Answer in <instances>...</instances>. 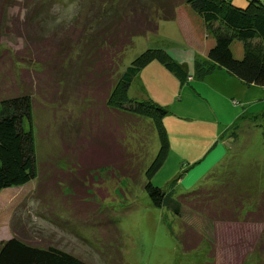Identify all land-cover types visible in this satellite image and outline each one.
Masks as SVG:
<instances>
[{"label":"rangeland","instance_id":"374dc122","mask_svg":"<svg viewBox=\"0 0 264 264\" xmlns=\"http://www.w3.org/2000/svg\"><path fill=\"white\" fill-rule=\"evenodd\" d=\"M22 1L0 0V97L22 89L32 96L31 121L39 177L1 192L0 219H4V224L0 222V241L12 236L9 226L11 232L6 236V223L22 214L35 231L36 242L54 244L91 264H264V226L245 216L264 201V93L257 91L262 88L254 86L259 89L241 94L244 98L235 97L248 109L236 128L242 129L241 134L238 143L231 146V153L227 152L225 159L210 170L211 178L195 184L190 176L183 177L189 167L190 152L168 153L161 168L150 178L166 191L174 189L175 198L205 184L216 188L225 182L216 189L225 188L226 197L211 201L212 209L217 212L223 206L222 214L211 215L201 209V213L190 218H180L165 208L154 207L143 188L148 180L146 169L159 148L158 135L149 118L141 117L136 123H129L121 136L112 111H101L96 96L103 92L102 87H91L94 91L87 98L83 95V85H87H81L79 74L75 73L74 83L59 84L55 89L52 82L47 94L48 89L45 90L46 85L38 76L43 69L53 72L54 68L46 67L39 57L18 59L22 55L17 52L27 44L14 29L27 16ZM43 1L39 10L46 20L55 23L67 24L82 7L68 0ZM183 31L174 19L161 20L156 32L134 36L131 44L113 53L118 72L148 47L182 48L179 36H184ZM232 50L236 57L242 56V41L235 39ZM79 53L75 49L69 59L81 62ZM147 66L131 83L128 96L137 98L147 94L168 107L174 94L171 90L158 92L152 80L153 70ZM164 72L174 78L166 69ZM115 78L116 75L104 85L114 83ZM156 80L166 84L162 72L157 73ZM245 89L244 85L239 92L244 93ZM118 136L125 155L117 158L106 154L97 159L99 150L106 153L110 141H116L113 137ZM231 139L227 138L225 143L229 145ZM45 171L51 176L44 177ZM177 177L181 179L171 188L170 182ZM228 213L239 216L240 220L236 218L227 227L224 221L231 217L226 216ZM213 216L217 221L211 232L205 226ZM108 219L111 222L100 223ZM115 224L117 228L108 233ZM192 229L202 241L188 250L183 239L190 237ZM253 234L257 242L249 247L247 241ZM239 238L242 241L237 242Z\"/></svg>","mask_w":264,"mask_h":264},{"label":"trees","instance_id":"16d2710c","mask_svg":"<svg viewBox=\"0 0 264 264\" xmlns=\"http://www.w3.org/2000/svg\"><path fill=\"white\" fill-rule=\"evenodd\" d=\"M68 1L71 3L74 1L82 7L81 10L78 9L77 16L72 17L67 24L46 20L42 10H39L44 3L43 0L22 1L21 4L27 7V16H23L24 21L15 25L14 29L25 38L27 44L17 52L22 55L18 59L29 57L34 60L39 57V61L41 60L46 67L54 68L53 72L43 69L42 74L38 76V80L46 85L47 94L52 82L55 89L59 84L64 86V83H74L75 73L79 74L80 84L87 85V87L83 85V95L87 98L94 91L91 87H102L103 92L96 96L101 111L107 109L112 111L117 122L116 129L121 136L129 127V123H136L138 118L147 117L152 121L158 135L159 148L146 169L148 180L143 188L154 207L165 208L180 218H190L193 214L201 213L199 212L201 209L209 211L211 215L221 213L223 206L219 207L221 211L217 212L212 209L211 201L226 197L225 188L216 189L225 182L215 186L216 188L214 185L205 184L176 198L174 189V192L166 191L151 182L150 178L161 168L169 153L170 141L165 118L171 114V110L147 94L137 98L128 96L131 83L141 69L151 61L160 62L180 84L189 82V73L185 66L171 59L168 47L156 46L146 48L124 70L118 72L113 53L121 51L127 43L131 44L134 36L156 32L159 22L174 19L177 6L185 3L200 17L207 34L214 39L206 59L194 61L193 74L201 77L214 67H218L245 84L257 85L264 90V2L247 0L245 5L235 3L233 0ZM235 39L243 43V55L240 57H236L232 50ZM75 49L80 51L78 58L81 62L69 59ZM115 75L114 83L104 85L113 80ZM31 118L32 96L27 90L22 89L15 94L0 97V195L9 187L24 185L39 177L36 137ZM240 121L225 130L214 144L222 142L227 152L231 153V146L238 143L241 134L242 129L236 130ZM121 136L113 137L116 141H110V148L106 153L100 149L97 159L103 158L106 154L111 157H123L125 150L121 145ZM227 138H232L229 145L225 143ZM119 166L123 168L120 164ZM187 170L189 168L185 173ZM47 175L51 176L45 171L44 177ZM207 178H211L209 174ZM180 179L181 177L174 178L169 184L170 187L173 188ZM248 213L245 215L246 218L251 217V220L258 221L264 226V201ZM226 216H231V219L228 217L229 221H224L228 224L227 227L231 226V222L236 221V218L240 220L239 216L232 213ZM12 218L10 221L12 236L0 241V264H91L54 244L36 242L37 238L33 235L35 231L25 222L22 214L13 218V221ZM109 220L100 223H109L111 222ZM216 221L215 216L209 217L206 229L213 232ZM115 228L116 224L108 233ZM254 237L256 236L253 234L249 241L246 240L249 247L257 242ZM200 241L202 237L193 229L190 237L183 239L188 250L197 247ZM208 241H211L210 237ZM240 241H242L240 238L237 239V242ZM119 259L120 257H117V260Z\"/></svg>","mask_w":264,"mask_h":264},{"label":"crops","instance_id":"0c3cea01","mask_svg":"<svg viewBox=\"0 0 264 264\" xmlns=\"http://www.w3.org/2000/svg\"><path fill=\"white\" fill-rule=\"evenodd\" d=\"M246 1L237 0L242 3ZM262 1L264 2V0ZM174 20L184 31L187 28V32L183 31L184 36H179L182 42L179 45L182 48L175 45L166 47L170 50L171 59L181 63L187 69L189 82L180 84L175 77L171 78L164 72L165 69L160 62L151 61L147 67L150 65L153 70L152 80L160 89H157L158 92L165 93L171 90V93L174 94L173 102L168 105L171 108V114L165 118L170 141L169 153L179 152L183 155L185 152H190L187 157L190 158L188 159L189 170L183 177L190 176L194 179L195 184H199L207 178L213 166L227 154V149L222 142L214 143L225 130L235 124L234 122L245 117L244 112L248 110L245 109V104L238 103L235 97L244 98L241 94L252 93L255 91L253 89L259 88H254L257 85L245 84L234 75L218 67H214L204 76H195L193 74L194 61L206 59L214 39L207 34L202 20L188 4L177 6ZM197 26L198 30L195 29ZM161 72L166 80V84L164 82L163 85L156 80L157 73ZM140 81L144 82L141 79ZM244 85L247 89L244 93H240L239 89L241 90ZM238 87L240 88L238 89ZM257 91L261 94L264 93L263 89ZM173 108H176L175 111ZM191 160L193 162H190ZM3 221L4 219H0L1 223ZM5 226L8 229L6 236H9L10 223H6Z\"/></svg>","mask_w":264,"mask_h":264}]
</instances>
